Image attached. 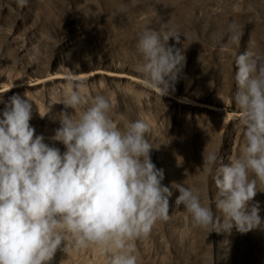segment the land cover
<instances>
[{
  "label": "rangeland",
  "instance_id": "374dc122",
  "mask_svg": "<svg viewBox=\"0 0 264 264\" xmlns=\"http://www.w3.org/2000/svg\"><path fill=\"white\" fill-rule=\"evenodd\" d=\"M231 21L243 26L238 48L229 40ZM162 25L182 35L180 44L171 38L169 44L183 48L185 56L174 90L163 96L137 71L143 58L136 47L146 28ZM66 35L71 39L64 44ZM245 50L264 56V0H29L23 9L16 0H0V112L13 95L30 99L36 134L64 151L50 139L64 110L59 102L83 82L80 91L89 103L96 95L110 98L118 125L148 122L152 162L173 191L170 219L135 242L138 264H264V230L208 234L193 226L183 206H175L179 192L172 189L174 183L201 188L202 203L221 215L214 181L204 186L202 153L218 150L228 165L246 143L233 101L234 57ZM254 202L264 218V191ZM63 247L50 264H106L95 247L76 248L71 241Z\"/></svg>",
  "mask_w": 264,
  "mask_h": 264
},
{
  "label": "clouds",
  "instance_id": "9594fccd",
  "mask_svg": "<svg viewBox=\"0 0 264 264\" xmlns=\"http://www.w3.org/2000/svg\"><path fill=\"white\" fill-rule=\"evenodd\" d=\"M28 4L16 0L21 9ZM227 32L238 48L243 26L231 21ZM181 36L162 25L146 28L137 41L143 58L137 71L162 96L174 90L185 66L183 48L169 44L170 38L180 44ZM234 65L233 101L246 143L228 165L218 150L202 153L204 186L214 181L221 215L202 203L201 188L172 185L179 192L175 206H183L193 226L208 234H230L234 227L241 234L264 230L260 204L254 202L264 191L258 190L264 185V56L245 50ZM82 83L59 102L64 110L56 115L60 126L50 139L64 151L36 134L30 99L13 95L0 112V264H50L69 241L76 248L95 247L106 264H138L135 242L170 219L173 191L161 183L163 171L152 162L150 125L143 119L118 125L110 98L96 95L89 103Z\"/></svg>",
  "mask_w": 264,
  "mask_h": 264
},
{
  "label": "bare ground",
  "instance_id": "6f19581e",
  "mask_svg": "<svg viewBox=\"0 0 264 264\" xmlns=\"http://www.w3.org/2000/svg\"><path fill=\"white\" fill-rule=\"evenodd\" d=\"M68 37V38H67ZM71 39V37L69 36V35H66V37H65V40L62 42V43H64V44H66V43H69L70 42V39ZM93 72V71H92ZM90 73V75H93V74H96L97 72H93V73ZM34 74H36V76H41L42 75V72L40 71H38V72H34ZM104 74H106L107 75V73H104ZM89 75V76H90ZM83 76V75H82ZM110 77L111 76H115L114 74H111V75H109ZM126 76V75H125ZM204 109H206V110H209V107H206V106H202ZM227 138V137H226ZM56 259V258H55ZM57 261V260H56Z\"/></svg>",
  "mask_w": 264,
  "mask_h": 264
}]
</instances>
